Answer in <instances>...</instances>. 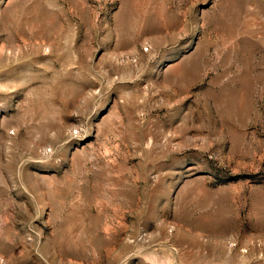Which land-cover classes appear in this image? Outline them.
<instances>
[{"label":"rangeland","instance_id":"rangeland-1","mask_svg":"<svg viewBox=\"0 0 264 264\" xmlns=\"http://www.w3.org/2000/svg\"><path fill=\"white\" fill-rule=\"evenodd\" d=\"M0 264H264V0H0Z\"/></svg>","mask_w":264,"mask_h":264}]
</instances>
